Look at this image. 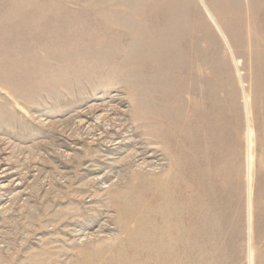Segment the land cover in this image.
<instances>
[{
	"label": "rangeland",
	"instance_id": "rangeland-1",
	"mask_svg": "<svg viewBox=\"0 0 264 264\" xmlns=\"http://www.w3.org/2000/svg\"><path fill=\"white\" fill-rule=\"evenodd\" d=\"M221 1L0 0V264H264V0Z\"/></svg>",
	"mask_w": 264,
	"mask_h": 264
},
{
	"label": "bare ground",
	"instance_id": "bare-ground-1",
	"mask_svg": "<svg viewBox=\"0 0 264 264\" xmlns=\"http://www.w3.org/2000/svg\"><path fill=\"white\" fill-rule=\"evenodd\" d=\"M220 2L224 5L225 4V1H221L220 0ZM227 3V2H226ZM231 8V7H230ZM231 11H232V9H231ZM215 23V22H214ZM215 25H216V27H217V29L219 30V32L222 34V32H221V30L219 29V26L215 23ZM249 135H250V132H249ZM250 137V136H249ZM248 137V138H249ZM249 144H250V141H249ZM249 172H250V170H249ZM251 191H250V178H249V190H248V220L250 221V195H251V193H250Z\"/></svg>",
	"mask_w": 264,
	"mask_h": 264
}]
</instances>
